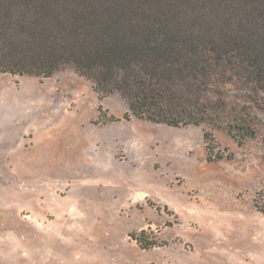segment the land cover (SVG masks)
<instances>
[{"label": "rangeland", "instance_id": "1", "mask_svg": "<svg viewBox=\"0 0 264 264\" xmlns=\"http://www.w3.org/2000/svg\"><path fill=\"white\" fill-rule=\"evenodd\" d=\"M203 88L175 128L73 67L1 73L0 264H264V86L224 59Z\"/></svg>", "mask_w": 264, "mask_h": 264}, {"label": "trees", "instance_id": "2", "mask_svg": "<svg viewBox=\"0 0 264 264\" xmlns=\"http://www.w3.org/2000/svg\"><path fill=\"white\" fill-rule=\"evenodd\" d=\"M224 59L264 86V0H0V74L73 67L101 99L119 93L155 124L205 123L200 95Z\"/></svg>", "mask_w": 264, "mask_h": 264}]
</instances>
